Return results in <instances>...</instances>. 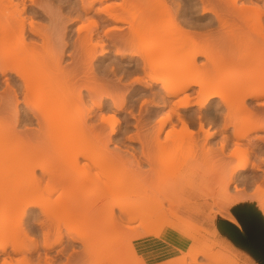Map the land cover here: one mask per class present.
I'll return each instance as SVG.
<instances>
[{
    "label": "rangeland",
    "instance_id": "374dc122",
    "mask_svg": "<svg viewBox=\"0 0 264 264\" xmlns=\"http://www.w3.org/2000/svg\"><path fill=\"white\" fill-rule=\"evenodd\" d=\"M2 1L0 2V10L2 11L4 9L5 10L3 11V14L0 11V13L4 15L2 16L0 14L1 15L0 23L3 21V23L5 24L6 23L5 21H7L9 17H10L9 19H12L13 17L12 15L16 14L15 13L16 11H14L16 10V8L14 7L15 8L14 9L11 5L8 6L7 4H1V3H4L6 0H4V2ZM168 1H169V6H170L169 9H171V10L168 9L169 10L168 16L166 13L167 9H165L166 7L163 6L162 4L161 5L163 7L161 8H160L161 5L157 6V4H160L157 0H151V2L150 0H136V1L135 0H130V1L129 0H125V1L124 0H103L102 2L95 3V8L99 7V8H102L104 11H105V8H108V5L110 7L111 4H115V5L120 4L121 6L116 5L117 7L116 9L119 8L118 10H122V12L126 10H130V11L132 10L131 14L133 15L134 13L135 18L138 21L140 20V23H143L142 24L143 26H147V25L148 26L147 28H145L146 32H145V29H144V33L140 32V33H143L142 37L137 39L138 38L137 36L136 39L134 38L135 40H133V42L131 41L129 43V45H126L127 44L126 42L120 43V41L116 42L113 39L112 40L116 43H113L112 40L111 41L107 40L106 46L109 51L104 56H101L102 46H100V45H103V43L97 44V46H94V47H97V49L94 48V50L96 49V51L94 52L95 53L94 56L96 55L95 56V68L97 67L98 68L95 70L96 73L92 72V74L94 73L93 74L94 76L93 75L92 76L95 78L94 79L96 81L95 83L99 85L98 90L101 91V93H103L101 94V98L103 96L104 104L102 108H98L97 106L95 107V105H92L94 104L92 102L96 100L98 102L100 100V99L98 100V97L100 95L96 97L97 94H100V93H97L94 96V98L95 97L97 98V99L95 98L96 100L92 101V99L89 100V98L91 97L87 98V101L89 100L88 107L91 104L92 106L91 105L90 106L92 110L90 108L88 110L86 107H84L83 105L84 103L78 104L76 102L77 104L69 105V109L66 110V116L69 119V121L68 123L66 122L67 123L65 124L66 126H63V122L67 121L68 119L64 121L62 120L63 121L62 127H59V126L61 125L60 124L61 119L65 117L64 116L65 110H64V113L60 110L62 112V115L61 113L59 115L64 116L63 118H60L61 117L60 116L59 117L60 119H58L57 118L59 116L58 114H56V116H53V117L51 115L52 119L55 118V120H52L49 117L50 122H49V119L46 120V122L47 121L48 122L44 123L45 127L43 126L45 130H47L48 128L52 126L55 127V130H57L55 131L56 132V134H54L55 136L53 135L54 129L51 131L52 139H50V141L48 139H45L46 137L41 138L40 133H39V130H41V126H39L36 123V121L32 122V121L27 120V117H26V114L28 115L29 113H32V110H34V107H37V106L39 107L41 104H44L42 103L43 101H41L39 96L36 97V95L31 94L30 103L26 105L24 102L22 101L20 102L21 105L19 107L20 111H19V118H18L16 115L14 106H6L3 103L4 101H8L7 96H9V93H11L12 90L10 91L11 88L6 84L7 83L6 77L4 74H2L0 70V99L3 98L2 101L0 100V228H1V224L2 225L6 224L4 225L6 227H4L3 230L1 229L2 232H0V241L2 240L5 241V239H8L5 241L6 243H10L12 241L11 245L6 244L8 245V247L6 246L8 249L7 248L6 249L9 250V252H11L12 254L8 257V260L11 262V264H37V263L40 264L39 263L40 261H38V258H39L38 256L40 254L42 255V256L40 255L41 262H42L44 259L42 257L45 256L47 251H49L46 248V244L47 243L54 244L52 242L56 243L57 241L59 243V240L61 237H62L61 243L59 245L58 243H56L57 245L56 246L54 245V248L49 251V255L53 256L54 259L56 258V262L54 264H81V263L83 264V261L86 264H99L100 262H103V264H112L113 262L110 263V261L111 260L114 261L117 258H119V261L117 260V264H125V262L127 263V261L129 260L128 257H131L132 253L135 254V252L138 250V249L136 250V248L140 244L141 245L144 244V246L146 245L147 247L148 246L151 247L153 244L154 248L157 251L161 247L164 248V250H166L165 255L162 256L161 258L162 259L161 263L158 262L159 264H162V263L166 264L170 260H179L184 256H186V259H187L186 262L188 264H191L193 262L191 260L192 255H194L196 251L197 252L206 251L208 255L211 256L212 254V256L220 258L222 260L220 261L223 263H220L218 261V264H234L235 261H237V263L235 262V264H263V262L254 254V252L250 248L242 245L237 240H235V238L232 236L230 231L225 227L224 222H231L229 220L228 213L233 214L235 222H231V223L237 225L240 228V230L243 232V234H245V231H243L244 228L238 220L237 210H243V209L253 210L255 213L261 215L262 218L264 219V213L261 209L262 207L261 204L264 203L262 202L264 201V177H263L264 173H262L261 171L256 172L254 171L255 169L254 170L252 169L253 163L255 162L254 164L256 165L260 161L258 159L259 157L260 159L264 158V156L262 157V155L264 154L261 153L264 151V139H263L264 130H258L259 128H257L258 126L259 127L261 126L262 128H264L263 127L264 125V96L262 98L261 97L260 98H244L245 95L242 92L249 85L244 82L245 84H242V83L241 85L236 84L237 86H239L238 88H236L237 87L236 86V87H233V90L231 89L232 87L226 90L227 91L226 93L228 95L226 94V97L224 99L228 98V100L224 101L223 98H219V97L214 98L213 99L214 101L211 100L210 103H207V105L202 107L203 110L201 106L197 104L196 101L198 100L200 93L201 95L204 93L205 89H203L202 87L200 88V86L198 85L193 86V89L190 90L191 92L190 100H192L191 103H193L194 105L191 104L192 105L191 108L187 110L183 111L179 109L178 107H175V108H178L179 110L178 109L175 110V108H173L175 105L172 106L173 104H175V100H176L175 98L174 100L172 98H169V99L165 98L166 100L165 102H163L164 100L162 99V96H164L165 94H163L164 91L160 90V87H161L160 85L162 83L161 82L155 83L154 81H152L153 77L156 78V75L157 76L164 75L163 72L161 71L162 68H159L161 69L160 70L161 74L157 73L159 69L157 72H154V70H150L151 69L150 66L152 64L148 65V69L150 68L149 69L150 72H148L147 69L145 70L142 69V67L137 71L136 62L139 61L138 58L141 59V57L139 56L142 53L144 55V51L143 52L141 51L143 48L146 49V48H149V46L156 44L155 42L157 41L159 37V35L157 36V34L159 33L161 34L163 32L165 33L166 30L167 31L170 30L171 32V30L176 26L175 18L171 15V13L172 14L175 13L176 5L171 3L172 2L171 0H168ZM189 1L190 0H187V2L186 1L185 2L188 3ZM212 1H214V5L217 4L219 6V7L215 6L216 10L218 8V10H220L218 12L224 15L227 9L223 7V6H226L224 5V2L222 4L218 2L219 0L218 1L212 0ZM227 1L230 2L231 0H227ZM25 2L27 3V6L29 8L37 9L39 11L41 10L40 11L41 13H39L38 17L36 18L37 20H35L36 22L35 24H37V26L39 25L42 28V30L44 28H45L44 30H47L50 27L47 32L50 33L51 39L54 38L53 39L54 41L49 39V36L47 35L48 40L49 41L51 40L50 41L51 44L50 42H48L47 44H43L42 41L39 39L37 47L30 46V43H31L30 40H26V42L24 41L26 44L25 45L24 42H22V40L19 37L21 35V28L19 27V29L17 28L16 30L17 31L20 30V31L17 32L14 30L12 34L13 40H14V42L12 41L13 44L18 40L17 43L14 44V46L9 45L11 46V49H14L13 47L17 46L15 48V51L12 50L13 51L12 52L13 58L11 57L12 59L9 58L10 56L2 57L4 53L6 54V52L10 50V47L6 43L7 42L6 40L5 42L4 40L0 38L1 64L3 63L5 65V63L7 62L8 64L10 63L11 65L13 59H17L19 61L14 60L15 63L19 62L22 65L21 62L24 63V61L27 58L33 57L34 63L31 64L33 71L42 70V73L44 74L47 68H49L52 71V75H54L53 70L55 72L56 70L55 68L57 67H55L56 65L51 60L54 59L53 56L55 55L57 58V52H56L57 45L59 46V43H62V42H63L62 44H64L65 42L64 40H66V42H68L69 45L65 46L64 47L65 49H63L62 46L61 48L58 47V50L60 48L61 52H62V49L64 50L63 51L64 52L63 60L65 61L64 65L72 64V66L79 67V65L82 63L80 62L79 65H76L77 63L74 62L72 54L75 52L77 55V53L80 52V54L82 53L81 55L85 56L84 52L86 51L84 50H87L85 49L86 46L88 48V44H89V47L91 48V46L97 39V37L95 36H98L97 34L100 31H101V34H103L102 31L104 32V29L111 27V25H108V24L103 25L101 23L97 14L95 13L96 12L95 8L89 11L88 13H84L83 11L84 6L82 4V0L81 1L80 0H25ZM200 2L201 1H199V5H197L198 7L196 6L193 8L191 7V5H186V6L189 8L191 7V9H189V12L192 16L197 15L201 17L200 22L202 24H208V23L210 24L211 18L214 15L207 14L206 16H203L202 9L204 8V4ZM39 3L44 4V6L46 3L47 5V7L45 8L46 11H43V8L40 7ZM206 3H208V1ZM37 4L39 5L40 8H37L38 7ZM122 5L124 7H122ZM133 5L134 7H132ZM112 6L114 5H111V8ZM207 6H209V4H207ZM210 6H212L211 3H210ZM1 7H4V9L3 8L1 9ZM7 7L9 8L11 7V9ZM151 7L153 8L151 9ZM47 8H49V11L51 12L47 11ZM160 10H162L163 12L161 11L162 12L161 13ZM165 10L166 12L164 13ZM170 11L171 13H169ZM80 14L83 16V18L78 19L77 22H75L74 24H71L70 18H72V21H73V19L79 16ZM126 14L128 13L125 12L124 16L127 18ZM29 15L30 14H27L25 16L29 17ZM101 15L105 16V13H102ZM17 16L18 15H16V17ZM130 17H128V20ZM153 20L155 22L157 21L156 23L157 24L159 23V24L158 25L155 24ZM26 21L31 22L30 18H27ZM95 21H97V23ZM130 21H132V19H130ZM133 21L135 22V20ZM148 21L150 22V24ZM215 22L217 21L215 20ZM25 23L27 24L26 27L29 28L30 24H28L27 22ZM126 23L127 25H129L128 22ZM126 23H114V24L115 25L118 24L119 26H122V28H124V30L127 31ZM138 23L139 22H137V24ZM114 24H112V26ZM231 24L229 23V25ZM253 24H254L253 27L257 29V24H256L255 19L253 21ZM210 25L211 26L206 25V27L202 28L201 31L199 30V32H202L201 39L204 42V46L202 45V43L200 45L205 47V49L200 47L205 52V56L203 55L204 57L203 56L199 57V64L201 65V67L198 68V70L200 69L199 70L200 74L202 72H203L202 74H206V76H208L207 77L208 80H211L212 78H214L213 80L219 79V78L221 79L224 77L223 78L224 81H229L228 78L232 79L233 81V79H236V77L237 78L239 77L238 75H242L243 77H246L250 75L251 72L254 71L255 68L259 67L258 58H259V61L261 60V58L264 59V56L260 54V51H262V48H264V45H262L261 49L258 48L260 49V51L257 50L258 51L257 55L259 56L257 57L256 55H254L256 54V51L254 50L256 48L253 47L254 49L252 50L253 44L249 42V38L246 36L247 35L246 33L252 34V35L254 34L253 33L254 28L251 29L252 24L250 26L251 30H249L248 28V29H242L243 31L241 29H238V27L235 26V24H234V27H231V28L226 26L227 29L226 27L223 28L224 31L223 30L219 31L222 29L219 26L220 25L219 22L213 23ZM82 26L84 27L82 31L83 37L84 35L86 36L88 35V37L92 36L93 39H95V41L92 40L93 43L85 42L84 44H82L84 42L83 41L84 39L82 40L83 42L79 39H76L78 38L77 29ZM149 26L150 27L152 26V28H149ZM153 26H155V28ZM64 27H65V30H64ZM157 28H159V30H157ZM152 29H155L156 32ZM235 29H238V30H235ZM174 32L172 31V33ZM223 32H225V34ZM240 32L245 33L246 34L245 37L247 39L245 37L242 38L240 36L242 34L239 35ZM176 33H179V34L177 35ZM185 33L175 32V36L177 38H175L174 35L170 34L172 35V38H173L172 42L179 43V45L178 43H175L177 44V46L175 45L173 46V48L172 47L171 48L172 49H175V47H178V48H176L174 52L172 50H170V52L167 51L165 55H162L163 57L159 56L158 59L159 60L164 59V61H167L168 59L171 58L172 55L174 57V55L177 53L181 54V50L183 52L187 48L188 43L191 42V39L193 42V38H195V37H192V33L191 35L188 32H187L188 34L187 33L185 34ZM237 33H238V36H240L241 38V39L239 38V41L237 38L238 36H236ZM93 34L95 35L93 36ZM59 35H62L63 37ZM15 36L17 37L15 38ZM178 37H182V38L180 39ZM84 38H87V37H84ZM236 38L238 42L236 41ZM176 39L180 40L181 43L179 41H174ZM230 39H231L232 44L230 43ZM116 40H119V39H116ZM187 40L189 41L188 43L186 42ZM87 41H89V39H87ZM182 41L183 43H186V45L182 44ZM39 42H41V44ZM225 42H226V45H225ZM243 42L245 45L246 44L249 45L250 43L251 49H249L250 46H248V49H249L248 50L246 48L247 45L245 46L244 44H242ZM235 43H237V45ZM238 43H239V46H238ZM42 44L45 46L47 45V46L44 47ZM21 45H24V46L22 47ZM123 45H125V48ZM230 45L232 47H230ZM82 46L84 48H82ZM130 47H136L137 48L136 50H140L141 48L140 52L142 53L138 55V53H136L137 51H135L136 53L135 55L134 53L135 48L134 49L132 48L133 51L132 50L129 51ZM206 47H207V50H206ZM20 48H23V49H20ZM35 48H37V50ZM236 48L237 49L241 48V49L239 51ZM33 50H36V51H33ZM121 50L122 52L124 51L126 53L125 56H122V57L120 56L122 55ZM242 50L244 51V53H246L247 51V53L249 54L248 58L249 57L250 59L253 58L252 64H250L248 67L242 68L243 66L242 58L243 57H241V55L242 56L245 55ZM251 50H252V54H250ZM150 51H153V50H150ZM238 51L241 53H239ZM61 52L58 51V53H61ZM129 52L134 53L133 55L134 58L132 57L133 53L130 55L128 54ZM206 53L209 54L208 57L212 60H209L206 58ZM247 53L245 56H247ZM262 53L264 52L262 51ZM10 54L11 53H9L8 55ZM79 55H77L78 58H80L78 60L83 61L81 59L82 56L80 55L81 57H79ZM212 55H215V56L218 55L217 57H215V58H218V60L219 58L220 60L225 59V60H222V62L224 61L222 63L223 65L221 64L222 66L216 70L217 72L215 71V68L211 66V65H214ZM154 56L156 55L154 54ZM150 58L152 57L150 56ZM20 59H23V60H21L20 62ZM142 59L145 60L144 57H142ZM144 60H140V62L143 63ZM28 61L30 60L28 59ZM28 61L26 60L25 63ZM158 61L156 60L155 65L153 66L156 67L157 66L156 62ZM236 61L238 62L236 63ZM253 61L254 62L257 61L258 64L253 63ZM209 62L210 63L212 62V63L210 64ZM30 63L28 64L26 63V64L30 65ZM20 64H17L18 65L17 68L23 69V67H21ZM24 64L22 66L28 67L26 64L25 65ZM4 65L2 67H4ZM207 68L208 69L211 68L212 70H214L213 71L214 73L211 72L212 71L211 69L209 71ZM238 68L241 72L238 70ZM250 68H253V69H250ZM30 69L27 68L25 71L30 70ZM206 69L208 72L206 71ZM50 70H47V72L49 73ZM51 71H50V74H51ZM36 73L38 72L36 71ZM194 73L192 74L194 75ZM239 73H242V74H239ZM8 74L7 75L9 77V76L14 75V72L12 71L11 73L9 71ZM38 74L40 76V73ZM200 74L197 72L194 77L197 76L201 78L202 75ZM206 76L204 75V79ZM217 76H219V78ZM75 80L77 79L71 80V82ZM213 80L211 81L213 82ZM71 82H68L69 85L67 84L64 85L62 83H60L61 85L59 84L57 85L54 83L55 84L54 86V84L53 85L51 84L52 86L50 87H52V89L51 88L47 89L46 87L47 93L51 94L52 97L54 96L53 98H51V102L53 101L52 102L53 104L55 103L53 99H55V101L58 99V101L55 104L59 105V104H62V101L60 100L65 99L69 101L72 95H74V93L79 94L77 92H83L87 95V91L85 89L87 85L83 86L82 88V85H83L82 83H84L83 81L78 80V81H75L76 83L75 82L71 83ZM44 83H45V80H44ZM64 83H66V81ZM101 87H102V90H101ZM210 87L211 89L213 88L212 86ZM200 89L203 91V93ZM37 91H40V90H37ZM209 91H210V88H209ZM44 92H43V95H44ZM239 92H240V96L238 97L239 98L241 96L243 97L244 99L243 101L246 102L245 105H241L242 104L241 98H240L241 99L240 101V99L238 100V97H235L239 95L238 94ZM160 94H161V97H160ZM20 96L22 97L23 95L21 94ZM44 97L46 96L44 95ZM115 99L118 104L123 105L121 109L116 108L117 107L116 103L115 102L113 103ZM170 99H172V102L174 101V103H172ZM44 101L46 102L47 100H44ZM223 101L225 104L223 103ZM242 106H245V108L243 107L242 109ZM246 108L249 110L248 111L245 110ZM172 109H174V111H172ZM86 110L94 112L92 113L91 117L89 118L87 117L88 112L86 113ZM177 110L181 114L184 113L183 117L185 116L184 118H187V123L189 127H186V125L184 126L185 122L180 120V117H179L180 115H178ZM200 110L202 111L203 114L198 112ZM53 111H56V107H55V110ZM170 111L172 112L170 113ZM174 112L175 114H177V116H175ZM251 113L254 114V117H253V114ZM197 114L198 115L201 114L199 115V118ZM202 115L203 116L205 115V117L201 119L202 121L205 119V121L203 122L198 120L202 118L200 117ZM177 117H178V120H177ZM183 117L181 119H184ZM250 117L252 118V120L255 118L254 122L257 121L256 122L257 127L255 128V130L251 131L250 134L246 136L249 138H245V137L240 138V137L235 136L236 138H238V139H235L234 134H233V130H235L233 128L235 127H233V125H238L240 127L244 123L246 124L248 120L251 121ZM103 118L104 119L106 118L105 121L106 120L107 121L106 122L102 121ZM114 118L117 121H115ZM56 119L60 121L58 120L56 121ZM83 119L89 121L90 124L87 122H86L87 124L86 123L83 124L81 122V121H84ZM199 122L204 124L203 127L206 128L205 131L203 129H200L199 126H201V124H199ZM91 123L92 124L94 123L93 125L98 127L95 131L92 130L96 128L95 126H94L95 128L91 129V127H93L91 126L92 125ZM230 123H231V126H229ZM224 124L229 126L230 128L228 127L227 129H225ZM84 125L87 127L90 125L91 126L90 128H87V127L86 128L88 130L91 129L93 132H90L89 130V132L87 131L88 133L87 134L85 131L86 128H84ZM160 125L164 126L163 129H161V131L158 129L160 128L159 127ZM238 126H236L237 129L239 128ZM114 127H115V132L112 133L113 132L112 130ZM60 128H62L63 130H66V134L64 133L65 135L60 133ZM157 129L160 131L159 132L160 134L158 133ZM16 131L19 133H17ZM99 131H100V136L98 137ZM104 131H105V134H104ZM62 132H65V131H62ZM211 132L215 134L213 137L207 140L208 142L207 146H208V149L211 148L212 150L205 151L203 148V144L206 142L207 134ZM14 133L15 134L17 133V135L14 136L15 135ZM109 134L111 135V140H110ZM155 134L160 135L161 138ZM105 135L109 136V139L108 137L106 138ZM155 136L156 138H154ZM226 136L229 137L227 138L228 144L226 143L227 147L223 150L222 141L223 139H225L224 137ZM97 137L101 139H98ZM253 137H255L256 139ZM257 137L263 140L260 139L261 140L260 141ZM142 138H143L144 143L142 142ZM159 138L162 141V143L164 141L163 144H165L166 146H162L163 144H161ZM105 140H108V143ZM100 142H102L103 145L106 142L108 145V148L106 145H104L105 146L104 147ZM256 142L257 144L259 143V145H257ZM140 143L141 144L143 143L142 144L143 146ZM253 144L255 147L253 146ZM259 146L263 148L262 151L260 148H258ZM159 147L164 149L163 153L161 152V149H159ZM164 147H166L167 149ZM143 150L144 151L146 150L145 153L148 151L147 154H149V156H147L148 157L147 159H149V162L148 160H146V157H144L145 153ZM17 152L20 155L27 154L26 156H29V159L35 162V165L37 164L35 166V168L37 167V169L34 174H32L30 170L29 172L28 169L26 171L24 170L25 172H27V174L22 171L23 168L20 169V164L25 161V160L22 161V159H24L25 157L24 158L20 157L21 159H20V164H19L18 162L19 160H15L16 156L18 155ZM232 152L233 154L236 152V156L234 158H231L232 154L230 155V153ZM243 156H245V158L249 156L248 158L251 159L249 162L251 161L253 162V163L251 162L252 165L250 163L251 168L249 167L250 168V169L248 168L249 170L247 169L246 171L242 172L243 174L242 173L238 174L239 178L236 177L237 179L235 178L234 182L228 183L227 177H228V174L231 168L235 166L238 162L243 161L244 160ZM101 157H102V160H104V158L106 160L100 161L101 163L99 162V165L97 166V162L101 159ZM224 158H226L227 161L230 160V162L229 161L225 162L226 159ZM240 158L241 159L243 158V159L240 160ZM170 160L172 162L174 160L176 161L170 164L171 166L169 169H166L164 167L165 165L164 162L166 163L167 161H170ZM158 161L160 162L162 161L164 165L162 164V162L161 164L158 163ZM256 161L258 162L256 163ZM261 162L258 164H261ZM102 163L104 166L101 165ZM42 165L47 166L46 167L48 168L46 169L47 172L45 171L44 173L43 170H40L41 168L39 166L42 167ZM49 169L51 170L52 174L50 173ZM68 177L73 178V180H70V178ZM112 177H115L117 180L121 181V183L123 181V183L121 184L122 187H119V185L118 187L113 186L112 184L114 183H111V181H113L111 180ZM259 177H260V180H259ZM65 178H66V181L68 178V182L66 183H64ZM74 180L75 181L77 180L78 182L77 181L73 182ZM60 182H61V185H60ZM117 183H120V182H117ZM144 188L147 190H145ZM143 190H145L146 192L149 191V193L151 191L153 194L152 195L150 193V195L152 196L151 197L149 196L148 193L144 191V195L149 196V198L145 197L148 203L152 202L153 204H164V207L166 208L164 213L166 215L155 220L151 224V226H148V227L146 226L147 228L146 227L139 228L138 226L140 225L139 224L140 221L138 222V220H136L137 222L133 221V223H131L132 221H129L127 217H124L127 220V221L125 220V223L127 224L130 222L132 225L130 229L127 228V230L130 231L128 232L127 230H125V228L129 227L130 224L129 226H126V224H123V226L125 225V227L122 226V223L124 220L121 221V217L119 216V214L121 213L120 212L121 209L119 208L125 205L126 202L129 203L130 201L131 202L134 201L135 203H138V202L140 203L144 199ZM61 191H64L66 195H60ZM19 195L21 197L23 195L26 197H24V199L22 197V199L20 200L19 198L21 197H19ZM60 197H61V200L59 201L61 202L59 203H61L62 205L54 207L55 202L56 201L58 202L57 199H60ZM102 197L104 199H102ZM100 198L102 199V202L103 200L104 202H106L107 206L114 205V204H117V205L122 204V205L119 208L116 205L114 206L115 209L113 210L116 211V212L114 211L115 213L114 214L113 211L109 209L110 207L109 208L107 207L108 209L105 208L104 203L102 206V202L100 201L101 200ZM92 199L94 200L98 199L97 201H99L100 203L94 202ZM32 200H34L35 203L38 202V204L36 203L37 205L35 206L34 204L30 203L33 206L32 208L29 205L26 206L25 213L27 214L23 215V213H21L23 217L24 216L25 217L24 219H22L23 223L21 222V225L19 226V224H16V223H19L21 220L19 221V217L15 218L17 216L16 214L19 215V213L22 210H24L23 209L25 207L24 205L26 203H29V201L32 202ZM77 200L78 202L79 200H89V201L92 200V202H94V205L96 206L98 205V207H100L101 209H98V207L93 206V204H92L93 207H91V209L94 212L97 210V212H95L97 213V217H96V214L90 215V213L93 212L92 210H89V211L87 210L88 213L90 212L89 214L87 213V211H85V213L88 214V217H86L87 216L86 214H84V216L82 214H78V212L75 211L76 208H74L76 205H73V202L77 203L76 202ZM68 202H70V205ZM66 204H68L69 206ZM81 204H83V202ZM87 204L89 205V203ZM147 205L150 206L149 204ZM72 206L74 207L72 208ZM27 207L29 208V210H27L28 209ZM42 207L46 210L48 208V212H46V210H43ZM44 211L46 213H44ZM14 214L16 216H14ZM81 215L83 218L81 217ZM12 216H14L15 220L17 219V221L19 222H15ZM8 219L10 221H8ZM7 221L8 223L10 222V224L8 225V228H7ZM134 225L137 226V229L139 228L138 229L139 231L136 229V227H134ZM20 228H22L25 231H23ZM132 230H136V232L137 231L138 232L135 233ZM77 231L78 232L80 231V233L82 232L83 234L82 233L81 234L86 236L85 243L87 242V245H83V243L79 241L81 239L78 238V236L76 235ZM123 232L127 233V236H128V233H130L129 236L130 235L132 236L130 238L129 236L128 237L126 236L127 237L126 238L125 237L126 234ZM80 233L78 235L79 237H82ZM6 234L8 235L5 237ZM81 241H83V238ZM167 244H170L173 247H167ZM15 245L22 246L23 251L19 250L20 251L19 253L18 251L17 252L14 251L13 247H15ZM0 249H2V246ZM83 249H86L87 251L89 250V252L84 254L85 251ZM59 250L60 251L64 250L65 252L61 251L60 253ZM1 251L2 250H0V253ZM69 254H72V255L74 254V257H70V259H68L67 257L71 256ZM0 256H1V259H3L4 256L2 253L0 254ZM122 258L125 260L127 258V261H125L124 263H122L123 261L120 262ZM206 258L207 256L200 255L198 264L201 262L202 264L203 262L206 263V260H207ZM35 261H38V262L36 263ZM114 262L116 263V261ZM215 263L217 264V261L210 263V264H215ZM41 264H46V262L43 261Z\"/></svg>",
    "mask_w": 264,
    "mask_h": 264
},
{
    "label": "bare ground",
    "instance_id": "6f19581e",
    "mask_svg": "<svg viewBox=\"0 0 264 264\" xmlns=\"http://www.w3.org/2000/svg\"><path fill=\"white\" fill-rule=\"evenodd\" d=\"M2 0H0V2H1ZM81 1V0H80ZM103 0H82V4H83V11H84V13H88L89 11H91L92 9H94L95 8V3L96 2H102ZM125 1V0H124ZM130 1V0H129ZM136 1V0H135ZM160 4H157V6L158 5H163V6H165L164 8L165 9H167V12H166V10L164 11V13L166 12L167 13V16H168V11L169 10H171V9H169V1L168 0H157ZM172 2L171 3H173L174 5H176L175 7H176V11H175V13L174 14H172L171 13V11L169 12V13H171V15L175 18V24H176V26L171 30V32H170V30H166L165 31V33L163 32V33H159V31H158V33L159 34H157V36L159 35V37H158V39H157V41L155 42L156 44L154 45H152V46H149V48H150V50H153V51H150L149 50V48H146V49H142L141 50V48H140V50L143 52L144 51V55H143V53L142 52H140V50H136L137 48L136 47H130V50L129 51H131L132 50V48L134 49V53H135V51H137L136 53H138V55H140L141 53V55L139 56V57H141V59H139L138 58V60L139 61H137L136 62V70L138 71L141 67H142V69H147L148 70V72H150V70H154V72H157L158 71V69L159 68H162V70L161 69H159V71L157 72V73H159V74H161L160 73V70L163 72V76H161V75H156V78L155 77H153V80L152 81H154L155 83H157V82H161L162 84L160 85L161 87H160V90H162V91H164V93L163 94H165L164 96H162V99L164 100H162L163 102H165V100L168 98H172L173 100H174V98L176 99L175 100V104H173L172 106H174L173 108H175V107H178L179 109H181V110H187V109H189V108H191V106L192 105H194L193 103H191L192 102V100H190V98H191V92H190V90L191 89H193V86H196V85H198V86H200V88L202 87L203 89H205V91H204V93H203V91H202V95H201V93H200V96H199V98H198V100L196 101L197 102V104L198 105H200L201 106V108L203 107V106H205V105H207V103H210L211 102V100H213L214 98H217V97H219V98H225L226 97V90L227 89H230L231 87V89L233 90V87H236L237 85H241V83L242 84H245V83H247V84H249L244 90H243V94L245 95H243L244 96V98H262L263 96H264V79H263V77H264V59H262L261 58V63H260V61H259V58H258V63H257V61H253V63H257L258 65H259V67H257V68H255L254 69V71H252L251 72V74L250 75H248V76H246V77H243L242 75H238L239 77L237 78L236 77V79H233V81H232V79H229L228 78V80L229 81H224V77L223 78H219V76H217L219 79H215V80H213L214 78H212L211 80H213V82L211 81V80H208L207 79V77L208 76H206V74H200V69L198 70V68H200L201 67V65L199 64V57H201V56H205V52H204V50L203 49H205V47H203L204 46V42L202 41V39H201V35H202V32H199V30L201 31V29L202 28H204V27H206V25L208 26H211L210 24H213V23H218L219 22V26L222 28H220L221 30H219V31H222L223 30V28H225L226 26L227 27H234V24H235V26H237L238 27V29H248L249 28V30H251V29H253L254 27V24H253V21H254V19L256 20V24H257V29H255L254 28V34L252 35V34H248V33H239V35L240 34H242V35H240L242 38L243 37H245V35L249 38V42L251 43V44H253L252 45V50L254 49V48H256V49H254L255 51H256V54H254V55H256L257 57L259 56V55H257V53H258V51H260V49H261V47H262V45H264V0H231L230 2L229 1H227V0H225V1H218V0H216V1H218V2H220V3H222L223 4V2H224V5H226V6H223V7H225V9H226V13L225 14H227V12H228V14L227 15H222V13L220 14L218 11H220V10H218V8H217V10H216V8H215V6H217V7H219L216 3V5H214V1H212V0H190L188 3H186L187 2V0H171ZM186 1V2H185ZM199 1H201L203 4H204V8L202 9L203 10V12H202V15L203 16H206L207 14H211V15H214V16H212V18H211V21H210V24L208 23V24H202L200 21H201V17H199V16H192L191 14H190V12H189V9H191V7H196L197 5H199ZM208 1V3H206ZM215 1V2H216ZM2 2H4V0L2 1ZM6 2V3H5ZM4 3H1V4H7L8 6L9 5H11L13 8L15 7L16 8V10H14V11H16L15 13L16 14H14V15H12L11 17H12V19H7V21H5L6 23L4 24L3 23V21L0 23V38L2 39V40H6L5 42L8 44V46L9 45H11V46H14V44H16L17 43V41L13 44V42H14V40H13V31L15 30V31H17L16 29L18 28L19 29V27L21 28V35L19 36V34H18V36L20 37V39L22 40V42H26V40H30L31 41V43H30V46H32V47H37L38 45V40L40 39L41 41H42V43L43 44H47L48 42H50L51 40H53V39H51V35H50V33H48L47 31L49 30V28L47 29V30H42V28L38 25L37 26V24H35L36 22H35V20H37L36 18L38 17V15H39V13H41L39 10H37V9H33V8H29L28 6H27V3L25 2V0H6ZM150 2H151V0H150ZM200 2V3H201ZM37 3V2H36ZM44 3V2H43ZM48 3V2H47ZM123 3V2H122ZM121 3V4H122ZM136 3V2H135ZM134 3V4H135ZM206 3V4H205ZM210 3H211V5L212 6H210ZM207 4H209V6H207ZM38 5V4H37ZM39 5H40V7L41 8H43V11H46V7H47V5H46V3H45V6H44V4H40L39 3ZM39 5H38V7L37 8H40L39 7ZM49 5V4H48ZM111 5H114L115 6V8H114V6H112V8H111ZM110 5V7H109V5H108V8H105V11L102 9V8H95V10H96V14H97V16H98V18H99V20L101 21V23L103 24V25H111V27L110 28H107V29H104V32L102 31V33L103 34H101V31L97 34L98 36H95V37H97V39H96V41H95V39H93V37L92 36H90V37H88V35L86 36V35H84V37H87V38H84L83 37V29H84V27L82 26V27H79L78 29H77V32H78V35H77V37L78 38H76V39H79V40H83L82 42V44H84L85 42H87V43H93L92 42V40H94L95 42V45H94V43H93V45L91 46V48L89 47V44H88V48H89V50H88V48H87V46H86V48L85 49H87L88 50V52H87V50H84V51H86V52H84V54H85V56H83V55H81L80 54V52L79 53H77V55H81L82 56V60L83 61H85V62H83V61H80V60H78V59H80V58H78V56L76 55V53L74 52L73 54H72V57H73V59H74V62L75 63H77L76 65H79L80 64V62L82 63V64H80L79 65V67L78 66H72V64H70V65H68V64H66V65H64V60H63V55H64V50L63 49H65L64 47L65 46H67V45H69L68 44V42H66V40H64L65 42H64V44H62V43H59V46L57 45V58H56V55L55 56H53L54 57V59H52L51 61L56 65L55 67H57V68H55L56 70H55V72H54V70H53V74L54 75H52V71L49 69V68H47V70H50L51 71V74H50V71H49V73L47 72V70H46V72L43 74L42 73V70L41 71H39V70H36L38 73H40V76H39V74L38 73H36V71L34 70H32V63H34V61H33V57H29V55H28V57L29 58H27L26 60L28 61V59L31 61V63H30V61H28V62H26L27 64L28 63H30V65H27L26 63H25V61H24V63L28 66V67H24V66H22L24 63L23 62H21V60H23V59H20V62L22 63V65L18 62H16L15 63V61L17 60V59H13V61H12V64L10 65V63L8 64L7 62L5 63V65H4V67H2L3 65L1 64V61H0V70H1V72H2V74H4L5 75V77H6V84L11 88L10 89V91H11V93H9V96H7V100L8 101H4L3 103H4V105H6V106H14V108H15V111H16V115H17V117L19 118V107H20V105H21V101L22 102H24L26 105L28 104V103H30L31 101H30V97H31V94H34V95H36V97L37 96H39V98L41 99V101H43L42 103H44V104H41L39 107L37 106V107H34V110H32V113H29L28 115L26 114V117H27V120H29V121H32V122H35L36 121V123L39 125V126H41V130H39V133H40V136H41V138L42 137H46L45 139H48L49 141H50V139H52V136H51V134H52V130L54 129V131H53V135L54 134H56V132L55 131H57V130H55V127H50V128H48L47 130H45L44 129V123L46 122V120H48L49 119V117L52 119V117L53 116H56V114H60L61 113V115H62V112L64 113V110H65V117L64 116H61V115H59L57 118L58 119H60V118H63V119H61V122H60V126L59 127H62V122L64 121V120H67L68 118H67V116H66V110L67 109H69V105H71V104H79V103H84L83 105H84V107H86L88 110H89V108L92 110V108H91V106L92 105H95V107L97 106L98 108H102V106H103V104H104V100H103V96H102V98H101V94H103V93H101V91H99L98 90V86L99 85H97L95 82V78L93 77L94 75V73L92 74V72H95V70L98 68H95V56H94V52L96 51V49H97V47H94V46H97V44H102L103 43V45H100V46H102V52H101V56H104L109 50H108V48H107V40H114V41H116V42H118V41H120V43L122 42V43H127L126 45H129V43L132 41L133 42V40H135L136 39V37L138 36V38L137 39H139V38H141L142 37V34L144 33V29L145 28H147V26H143L142 24L143 23H140V20L138 21L136 18H135V16H134V13H133V15L131 14L132 12V10L130 11V10H126V11H123L122 12V10H118V9H116L117 7H116V5H120V4H111ZM129 5V4H128ZM160 6V8L161 7H163V6ZM186 5H191V7L189 8V7H187ZM206 5V6H205ZM6 6V5H5ZM121 6V5H120ZM156 6V7H157ZM172 6V5H171ZM34 7V6H33ZM122 7H124L123 5H122ZM132 7H134V5L132 6ZM198 7V6H197ZM4 9V7H1V9ZM7 8H9V7H7ZM14 8V9H15ZM130 8H131V6H130ZM153 7H151V9H152ZM163 8V9H164ZM9 9H11V7L9 8ZM98 9H100V10H98ZM162 9V10H163ZM169 9V10H168ZM5 10V9H4ZM3 10V11H4ZM159 10V9H158ZM162 10H160V12L162 11ZM222 10V9H221ZM224 10V9H223ZM1 12H2V14H3V11L2 10H0ZM7 11H8V9H7ZM6 11V12H7ZM47 11H49V8H47ZM49 12H51V11H49ZM105 13V16H103V15H101L102 13ZM125 12H127L128 14H126V16H127V18L124 16V14H125ZM130 12V13H129ZM157 12V11H156ZM163 12V11H162ZM161 12V13H162ZM222 12V11H221ZM224 12V11H223ZM8 13H9V11H8ZM18 13V14H17ZM45 13V12H44ZM124 13V14H123ZM1 14V13H0ZM1 14V15H2ZM7 14V13H6ZM5 14V15H6ZM27 14H30L29 15V17H26L25 15H27ZM47 14H48V12H47ZM78 14H79V12H78ZM95 14V15H96ZM0 15V16H1ZM16 15H18L17 17H16ZM85 15V14H84ZM130 15H131V17H133V18H131L130 17ZM170 15V14H169ZM2 16H4V15H2ZM96 16V17H97ZM153 16H154V14H153ZM128 17H130L129 18V20H128ZM14 18V19H13ZM17 18V19H16ZM27 18H30V20H31V22H28V21H26V19ZM83 18V16L80 14L79 16H77L76 18H74L73 19V21H72V18H70V21H71V24H74L75 22H77V20L78 19H82ZM126 18V19H125ZM138 18V17H137ZM161 18V17H160ZM95 19V18H94ZM130 19H132V21H130ZM12 20V21H11ZM15 22H14V21ZM133 20H135V22L133 21ZM137 20V21H136ZM142 20V19H141ZM144 20V19H143ZM147 20V19H146ZM145 20V21H146ZM160 20V19H159ZM215 20L217 21V22H215ZM8 21H10V22H8ZM52 21V20H51ZM154 21V20H153ZM25 22H27L28 24H30L29 26V28H27L26 26H27V24L25 23ZM38 22V21H37ZM96 23H97V21H95ZM126 22H128V24L129 25H127V23ZM137 22H139L138 24H137ZM142 22V21H141ZM147 22V21H146ZM149 22V21H148ZM155 22V21H154ZM157 22V21H156ZM155 22V24H157ZM209 22V21H208ZM231 22H232V24H231ZM252 22V23H251ZM17 23V24H16ZM114 23H126V25H127V31L126 30H124V28H122V26H119L118 24H114ZM153 23V22H152ZM165 23V22H164ZM167 23V22H166ZM229 23L231 24V25H229ZM26 24V25H25ZM112 24H114L113 26H112ZM146 24H148V23H146ZM149 24H150V22H149ZM159 24V23H158ZM157 24V25H158ZM160 24H162V23H160ZM229 26H228V25ZM251 24H252V26H251ZM17 25H18V27H17ZM152 25H154V24H152ZM174 25V24H173ZM96 26V25H95ZM124 26V25H123ZM213 26V25H212ZM252 28H251V27ZM40 27V28H39ZM109 27V26H108ZM143 27V28H142ZM154 28H155V26H153ZM157 27V26H156ZM160 27V26H159ZM227 27H226V29H227ZM236 27V28H237ZM143 30H142V29ZM149 28H152V26L150 27L149 26ZM166 28V27H165ZM208 28V27H207ZM210 28V27H209ZM251 28V29H250ZM96 29V28H95ZM171 29V28H170ZM226 29H225V31H226ZM234 29V28H233ZM238 29H235V30H238ZM51 30V29H50ZM64 30H65V27H64ZM99 30V29H98ZM152 30H154L155 32H156V30L155 29H152ZM157 30H159V28H157ZM229 30V29H228ZM18 31H20V30H18ZM17 31V32H18ZM97 31V30H96ZM172 31L174 32H181V33H189L190 35H191V33H192V37H195V38H193V42H192V39H191V42H189L188 40L186 41L187 43H188V45H187V48L182 52V50H181V54L179 53H177V54H175L174 55V57H173V55L171 56V58L170 59H168L167 61H164V59L162 60L161 58V60H159L158 58H159V56L161 57L162 55H165L166 53H167V51H169L170 52V50H172L173 52H174V50L176 49V48H178V47H175V49H172L173 48V46H177V44H175V43H178V42H172L173 40V38H172V35H174L175 36V32L174 33H172ZM224 31V30H223ZM231 31V30H230ZM230 31H229V33H230ZM240 31V30H239ZM239 31H237V32H239ZM243 31V30H242ZM45 32V33H44ZM140 32H143V33H140ZM145 32H146V29H145ZM149 32H150V30H149ZM152 32V31H151ZM170 32V33H169ZM228 32V31H227ZM234 32V31H233ZM244 32H245V30H244ZM52 33V32H51ZM92 33V32H91ZM185 33V34H186ZM187 33V34H188ZM224 34H225V32H223ZM222 33V34H223ZM250 33V32H249ZM64 34V33H63ZM141 34V35H140ZM170 34H172V35H170ZM177 35L179 34V33H176ZM218 34V33H217ZM223 34V35H224ZM227 34V33H226ZM236 34V33H235ZM47 35L49 36V39H51L50 41L48 40V37H47ZM92 35V34H91ZM95 34H93V36H94ZM140 35V36H139ZM189 35V36H190ZM194 35V36H193ZM230 35V34H229ZM249 35V36H248ZM250 35H251V37H250ZM59 36H62V35H59ZM143 36H145V35H143ZM157 36H156V38H157ZM218 36V35H217ZM222 36V35H221ZM236 36H238V33H237V35ZM240 36H238L237 38H238V41H239V38H240ZM11 37V38H10ZM17 36H15V38H16ZM63 37V36H62ZM211 37H213V36H211ZM38 38V39H37ZM61 38V37H60ZM59 38V39H60ZM135 38V39H134ZM171 38V39H170ZM175 38H177L176 36H175ZM178 38H182V37H178ZM183 38H184V36H183ZM216 38V37H215ZM214 38V39H215ZM237 38H236V41H237ZM246 38V37H245ZM87 39H89V41H87ZM116 39H119V40H116ZM201 39V40H200ZM226 39H227V37H226ZM241 39V38H240ZM247 39V38H246ZM246 39H245V41H246ZM63 40V39H62ZM78 40V41H79ZM112 40V42L113 43H116V42H114ZM204 40V39H203ZM221 40H222V38H221ZM225 40V39H224ZM229 40V39H228ZM244 40V39H243ZM13 41V42H12ZM54 41V40H53ZM58 41V40H57ZM60 41V40H59ZM71 41V40H70ZM81 41H80V43H81ZM91 41V42H90ZM174 41H179L180 42V40H178V39H176V40H174ZM200 41V42H199ZM227 41V40H226ZM237 41V42H238ZM244 41V42H245ZM4 42V43H5ZM12 42V43H11ZM25 42H24V44H25ZM97 42V43H96ZM216 42V41H215ZM222 42V41H221ZM235 42V41H234ZM240 42H241V40H240ZM239 42V43H240ZM244 42L242 43V44H244ZM11 43V44H10ZM40 44H41V42H39ZM55 43V42H54ZM77 43V42H76ZM79 43V42H78ZM79 43V44H80ZM87 43H86V45H87ZM106 43V44H105ZM135 43V42H134ZM174 43V44H173ZM181 43V42H180ZM202 43V45L203 46H201L200 44ZM230 43H231V39H230ZM239 43H238V46H239ZM246 43H247V41H246ZM250 43H249V45L248 44H246L247 45V49H248V46H250ZM23 44V43H22ZM42 44V45H43ZM50 44H51V42H50ZM81 44V45H82ZM173 44V45H172ZM182 44H185L186 45V43H183V41H182ZM181 44V45H182ZM232 44V43H231ZM234 44V43H233ZM236 45H237V43H235ZM241 44V45H242ZM26 45V44H25ZM49 45V44H48ZM71 45V44H70ZM75 45H77V44H75ZM132 45H133V43H132ZM178 45H179V43H178ZM225 45H226V42H225ZM245 45V44H244ZM245 45V46H246ZM11 46H9L10 47V50H8L9 51V53H11L10 55H8L9 53H8V51L6 52V54L4 53V55L2 56V57H9L10 59H12L13 58V54H12V52L13 51H15V48L17 47L16 45V47H13L14 49H11ZM22 47L24 46V45H21ZM20 46V47H21ZM41 46V45H40ZM44 47H46L45 45H43ZM42 46V47H43ZM61 46L63 47V49H62V52L60 51V48H61ZM99 46V45H98ZM124 46V48H125V45H123ZM183 46V45H182ZM210 46V45H209ZM238 46H237V48H238ZM243 46V45H242ZM58 47H60L59 48V50H58ZM127 47V46H126ZM153 47V48H152ZM172 47V48H171ZM203 48V49H201V48ZM230 47H232L231 45H230ZM233 47H234V45H233ZM236 47V46H235ZM254 47V48H253ZM82 48H84L83 46H82ZM94 48H96L95 50H94ZM181 48V47H180ZM216 48V47H215ZM223 48V47H222ZM236 48V49H237ZM243 48V47H242ZM258 48H260V49H258ZM20 49H23V48H20ZM36 50H37V48H35ZM138 49H139V47H138ZM220 49V48H219ZM227 49V48H226ZM241 49V48H240ZM240 49H237V50H239L240 51ZM244 49V48H243ZM249 49H251V46H250V48ZM248 49V50H249ZM264 48H262V51L264 52V50H263ZM13 50V51H12ZM28 50V49H27ZM30 50V49H29ZM36 50H33V51H36ZM178 50V49H177ZM206 50H207V47H206ZM222 50V49H221ZM252 50H251V53L250 54H252ZM258 50V51H257ZM32 51V50H31ZM58 51L59 52H61V53H58ZM77 51V50H76ZM126 51V50H125ZM133 51V50H132ZM140 53H139V52ZM147 51H149V52H147ZM166 51V52H165ZM208 51H210V50H208ZM208 51H206V52H208ZM238 51V52H239ZM243 51V50H242ZM246 51V50H245ZM262 51H260V54H262V56H264L263 54L264 53H262ZM121 52H122V50H121ZM180 52V51H179ZM17 53H19V52H17ZM25 53V52H24ZM133 52H129L128 54H132ZM134 53L132 54V57H133V55H134ZM136 53H135V55H136ZM212 53H214V52H212ZM225 53V52H224ZM239 53H241V52H239ZM243 53H244V51H243ZM246 53H247V51H246ZM246 53H244L245 55H246ZM253 53H254V51H253ZM97 54V53H96ZM122 55H120L121 57L122 56H125L126 55V53L123 51L122 53H121ZM124 54V55H123ZM150 54H152V55H150ZM154 54L157 56H154ZM161 54V55H160ZM171 54V53H170ZM174 54V53H173ZM12 55V56H11ZM79 55V57H81ZM119 55V54H118ZM137 55V56H138ZM208 55L209 54H207L206 53V58L207 59H209V60H212V59H210L209 57H208ZM224 55V54H223ZM237 55V54H236ZM235 55V56H236ZM241 55V54H240ZM245 55H241V57H243L242 59V63H243V66H242V68L243 67H248L250 64H252V60H253V58L252 59H250V57L248 58V53H247V56H245ZM32 56V55H31ZM146 56V57H145ZM148 56V57H147ZM150 56L153 58V60H152V58H150ZM203 56V57H204ZM218 55H212V58H213V63H214V65H211V66H213L214 68H215V71L217 70V69H219L223 64V62H222V60H225V59H222V60H220V58H219V60H218V58H215V57H217ZM255 56V57H256ZM12 57V58H11ZM86 57V58H85ZM131 57V56H130ZM142 57H144L145 58V60L144 59H142ZM163 57V56H162ZM211 57V56H210ZM238 57V56H237ZM15 58V57H14ZM35 58V57H34ZM134 58V57H133ZM233 58V57H232ZM2 59V58H1ZM5 59V58H4ZM136 59V58H135ZM150 59V60H149ZM216 59V60H215ZM238 59V58H237ZM54 60V61H53ZM140 60H144L143 61V63H141L140 62ZM157 60H159L158 62H156V67H158V68H156L155 66H153V65H155V61ZM166 60V59H165ZM208 60V61H209ZM17 61H19V60H17ZM154 62V63H153ZM163 62V63H162ZM235 62V61H234ZM238 61H236V63H237ZM203 63V62H202ZM208 63V62H207ZM210 63V62H209ZM212 63V62H211ZM210 63V64H211ZM6 64H7V66H6ZM15 64V65H14ZM17 64H20L21 65V67H23V69H20V68H17L18 67V65ZM24 64V65H25ZM52 64V63H51ZM152 64V65H151ZM222 64V65H221ZM8 65H9V67H8ZM148 65H151L150 66V70L148 69ZM207 65V64H206ZM242 65V64H241ZM6 66V67H5ZM31 66V67H30ZM210 66V67H211ZM11 67V68H10ZM13 67V68H12ZM153 67H154V69H153ZM203 67V66H202ZM205 67V66H204ZM212 67V68H213ZM239 67V66H238ZM24 68H28V69H30V70H27V71H25L26 69H24ZM43 68V67H42ZM206 68V67H205ZM208 68H209V66H208ZM207 68V69H208ZM203 69V68H202ZM207 69H206V71H207ZM211 69V68H210ZM210 69H208L209 71H210ZM250 69H253V68H250ZM136 70H134V71H136ZM146 70V71H147ZM156 70V71H155ZM212 70V69H211ZM238 70H239V68H238ZM245 70V69H244ZM244 70H243V72H244ZM11 72L12 73V71L14 72V75H12V76H9L8 77V72ZM28 71H30L31 72V74H30V72H28ZM45 71V70H44ZM43 71V72H44ZM214 70H212L211 72H213ZM240 71V70H239ZM246 71H247V69H246ZM249 71V70H248ZM33 72V73H32ZM151 72H153V71H151ZM195 72V73H194ZM199 73L200 75H202L201 76V78L200 77H197L198 76V74H197V76L196 77H194L195 76V74L196 73ZM208 72V71H207ZM206 72V73H207ZM210 72V73H211ZM217 72V71H216ZM241 72V71H240ZM250 72V71H249ZM96 73V72H95ZM192 73H194V75L192 74ZM209 73V74H210ZM214 73V72H213ZM8 74V75H7ZM182 74V75H181ZM184 74V75H183ZM208 74V75H209ZM239 74H242V73H239ZM93 75V76H92ZM204 75L206 76L205 77V79H204ZM58 77V78H57ZM159 77V78H158ZM193 77V78H192ZM38 81H37V80ZM74 79H77V80H75V81H78V80H80V81H83L84 83H82L81 85H82V88H83V86H85V85H87L86 87H85V89H86V91H87V95L85 94V93H83V92H77V93H79V94H76V93H74V95H72V97L70 98V100L69 101H67V100H65V99H63V100H60V101H62V104H55L57 101H58V99L55 101V99H53L54 100V104L51 102V98H53L52 97V95L51 94H49V93H47V89H49V88H51L52 89V87H50V86H52L54 83L55 84H59V85H61L60 83H62V84H67V85H69V83L68 82H71V80H74ZM210 79V78H209ZM44 80H45V83H44ZM37 81V82H36ZM41 81V82H40ZM63 81V82H62ZM66 81V83H64ZM75 81H72V82H75ZM135 81V80H134ZM142 81V80H141ZM207 81H209V82H207ZM231 81V82H230ZM36 82V83H35ZM71 82V83H72ZM245 82V83H244ZM43 83V84H42ZM76 83V82H75ZM261 83V84H260ZM40 84V85H39ZM42 84V85H41ZM46 84V85H45ZM50 84V85H49ZM52 84V85H51ZM55 84H54V86H55ZM94 84V85H93ZM151 84V83H150ZM154 84V83H153ZM237 84V85H236ZM235 85V86H234ZM263 85V86H262ZM42 86V87H41ZM53 86V87H54ZM96 86V87H95ZM210 86H212L213 88L211 89V87ZM46 87H47V89H46ZM61 87V86H60ZM66 87V86H65ZM103 87V86H102ZM102 87H101V90H102ZM152 87V86H151ZM239 86H237L236 88H238ZM32 88H34V89H32ZM44 88V89H43ZM207 88H208V90H207ZM209 88H210V91H209ZM235 88V89H236ZM259 88V89H258ZM41 89H42V91L44 92V95L46 96V97H44V95H43V92L41 91ZM99 89H100V87H99ZM37 90H40V91H37ZM51 91V90H50ZM82 91H84V90H82ZM208 91V92H207ZM242 91V90H241ZM49 92V91H48ZM161 92V91H160ZM159 92V93H160ZM190 92V93H189ZM207 92V93H206ZM97 93H100V94H97ZM23 95L22 97L20 96V95ZM47 94H49V95H47ZM53 94V93H52ZM97 94V96L96 97H98V95H100L99 97H98V102H97V98L95 99L94 98V96ZM162 94V95H163ZM239 95H237V93H236V95L237 96H235V97H238V96H240V92L238 93ZM43 96V98H42V96ZM105 95H106V93H105ZM228 95V94H227ZM93 96V97H92ZM154 96H155V94H154ZM229 96H230V94H229ZM22 98V100H21V98ZM89 97H91V98H89ZM105 97V96H104ZM160 97H161V94H160ZM2 98V97H1ZM45 98V99H44ZM87 98H89V100L90 99H92V101L93 100H96V101H94V102H92V103H94V104H90L89 105V107H88V101H87ZM166 98V99H165ZM242 99V101H241V99ZM238 97V100L240 99V101L242 102V104L241 105H245V101H243L244 99H243V97L241 96V97ZM43 99V100H42ZM114 99V98H113ZM172 99H170V101L172 102ZM1 101L3 100V98L2 99H0ZM44 100H47L46 102L44 101ZM226 100H228V98L227 99H224V101H226ZM50 101V102H49ZM169 101V100H168ZM214 101V100H213ZM224 101H223V103H224ZM77 102V103H76ZM116 103V105H117V107L116 108H119V109H121L122 107H123V105L122 104H118L117 102H116V99L113 101V103ZM51 103V104H50ZM60 103V102H59ZM122 103V102H121ZM172 103H174V101L172 102ZM171 103V104H172ZM262 103V102H261ZM49 104V105H48ZM192 104V105H191ZM225 104V103H224ZM3 105V106H4ZM42 105H44V106H42ZM47 107H46V106ZM85 105H87V106H85ZM49 106V107H48ZM56 107V111H53V110H55V107ZM59 108H58V107ZM79 106V105H78ZM226 106H227V104H226ZM243 107L245 108V106H242V109H243ZM58 108V109H57ZM94 108V107H93ZM178 108H175V110L176 109H178ZM241 108V107H240ZM247 108H249V107H247ZM245 109V110H249V109ZM178 109V110H179ZM62 112H61V111ZM88 110H86V113L88 112V115H87V117L89 118V117H91V115H92V113H94L93 111H88ZM177 110V112H178V115H180L179 117H180V120H182V121H184L185 123H187V118H184L183 117V114H181L179 111ZM180 110V111H181ZM202 110H203V108H202ZM60 111V112H59ZM172 111H174V109H172ZM172 111H170V113L172 112ZM31 112V111H30ZM59 112V113H58ZM176 112V113H177ZM199 113H202V111L200 110V111H198ZM250 112V111H249ZM55 114V115H54ZM173 114V113H172ZM174 114H175V112H174ZM203 114V113H202ZM251 114H253V113H251ZM15 115V116H16ZM51 115H52V117H51ZM198 115V114H197ZM199 115H201V114H199ZM199 115H198V118H199ZM61 116V117H60ZM86 116V115H85ZM115 116V115H114ZM175 116H177V114H175ZM184 118V119H181L182 117ZM187 116V115H186ZM255 116H256V114H255ZM258 116V115H257ZM261 116V115H260ZM60 117V118H59ZM70 117V116H69ZM200 117H202V118H200V119H198L199 121H201V122H203V121H205V119L202 121L201 119H203V117H205V115L203 116H200ZM253 117H254V114H253ZM262 117V116H261ZM197 118V117H196ZM17 119V118H16ZM58 119H56V121L58 120ZM87 119V118H86ZM106 119V118H105ZM105 119L103 118V120L102 121H105ZM172 119V118H171ZM186 119V120H185ZM250 119H251V121L250 120H248L247 122H246V124L244 123L243 125H241L240 127L238 126V125H233V127H235V128H233V129H235V130H233V134H234V138L235 139H238V138H236L235 136H237V137H240V138H242V137H245V138H249V137H246V136H248L249 134H250V132L251 131H253V130H255V128L257 127V121L256 122H254L255 120V118L252 120V118L250 117ZM52 120H55V118H53ZM63 120V121H62ZM82 120V119H81ZM84 120V119H83ZM114 120L115 121H117L115 118H114ZM177 120H178V117H177ZM261 120V119H260ZM58 121H60V120H58ZM68 121H69V119L67 120V121H64L63 122V126H66L65 124H67L68 123ZM85 121V122H84ZM84 121H81L83 124H85L86 122L87 123H89V121H87V120H84ZM92 121V120H91ZM107 121V120H106ZM105 121V122H106ZM172 121V120H171ZM190 121V120H189ZM188 121V122H189ZM48 122V121H47ZM46 122V123H47ZM49 122H50V119H49ZM67 122V123H66ZM163 122V121H162ZM86 123V124H87ZM167 123V122H166ZM184 123V126L186 125V127H189L188 126V123L187 124H185ZM258 123H259V121H258ZM90 124V123H89ZM92 124V123H91ZM94 124V123H93ZM91 125V126H93V127H91L90 125L87 127V126H85L84 125V128H90L91 127V129L92 128H95V129H92L93 131H95L98 127L97 126H95V125ZM182 124H183V122H182ZM199 124H201V126H199L200 127V129H203L204 131H205V127H203L204 126V124L203 123H200L199 122ZM162 125V124H161ZM159 126L160 128H158L160 131H161V129H163V127L164 126ZM163 125H165V124H163ZM206 125V124H205ZM260 125V124H259ZM44 126V127H43ZM46 126H48V125H46ZM57 126V125H56ZM95 126V127H94ZM229 126H231V123L229 124ZM229 126H227V125H225L224 124V127H225V129H227ZM236 126H238L239 128L237 129L236 128ZM58 127V126H57ZM101 127V126H100ZM186 127H184V128H186ZM261 127V126H260ZM259 126L257 127V128H259L258 130H264V128H260ZM263 127H264V125H263ZM64 128V127H63ZM86 128V133H87V131L89 132V130H90V132H93L91 129H87ZM230 128V127H229ZM17 129V128H16ZM44 129V130H43ZM57 129V128H56ZM103 129V128H102ZM157 129V131H158V133L160 132L159 130ZM188 129V128H187ZM104 130V129H103ZM15 131V130H14ZM38 131V130H37ZM62 131H65V132H62ZM100 131H101V129H100ZM100 131H99V135H98V137L100 136ZM113 132L112 133H114L115 132V127L113 128V130H112ZM17 132V131H16ZM55 132V133H54ZM17 133H19V132H17ZM17 133L14 135V136H16L17 135ZM60 133L61 134H63V135H65L66 134V130H63L62 128H60ZM65 133V134H64ZM95 133V132H94ZM93 133V134H94ZM103 133V132H102ZM111 133V134H112ZM156 133V132H155ZM88 134V133H87ZM96 134H98V133H96ZM104 134H105V131H104ZM160 134V133H159ZM214 134L215 133H213V132H211V133H209V134H207V136H206V142L203 144V148H204V150L205 151H210V150H212L211 148H209L208 149V146H207V144H208V142H207V140H209V138H211V137H213L214 136ZM236 134V135H235ZM155 135H157V134H155ZM13 136V137H14ZM39 136V137H40ZM55 136V135H54ZM106 136V135H105ZM109 136H110V140H111V135L109 134ZM109 136H106V138L108 137V139H109ZM157 136H159L160 137V135H157ZM50 137V138H49ZM97 137V138H98ZM136 137H138V136H136ZM260 137V136H259ZM154 138H156V136L154 137ZM153 138V139H154ZM161 138V137H160ZM160 138H159V140H160ZM225 139H223V141H222V149L224 150L227 146V144H228V140H227V138H229L228 136H226V137H224ZM239 138V139H240ZM253 138H255V137H253ZM258 138V137H257ZM263 138V137H262ZM14 139V138H13ZM15 139H17V138H15ZM44 139V138H43ZM98 139H101V138H98ZM102 139H104V138H102ZM140 139V138H139ZM244 139V138H243ZM256 139V138H255ZM259 139V138H258ZM257 139V140H258ZM261 139V138H260ZM259 139V140H260ZM264 139V138H263ZM263 139H261V140H263ZM250 140V139H249ZM260 140V141H261ZM102 141V140H101ZM107 143H108V140H105ZM156 141V140H155ZM253 141V140H252ZM251 141V142H252ZM104 142V141H103ZM104 143V145H106L107 146V148H108V145H107V143ZM142 142H143V138H142ZM159 142V141H158ZM160 142H161V144H163L164 143V141H163V143H162V141L160 140ZM250 142V141H249ZM258 142V141H257ZM257 142H256V144H257ZM101 144H102V142H100ZM144 143V142H143ZM142 143V144H143ZM154 143H156V142H154ZM227 143V144H226ZM238 143V142H237ZM253 143V142H252ZM141 144V143H140ZM141 144V145H142ZM148 144V143H147ZM255 144V143H254ZM254 144H253V146H254ZM103 145V144H102ZM103 145V146H104ZM145 145V144H144ZM149 145V144H148ZM257 145H259V143L257 144ZM256 145V146H257ZM143 146V145H142ZM157 146V145H156ZM162 146H166L165 144H163ZM251 146V145H250ZM261 146V145H260ZM258 147V148H260L261 149V151L263 150V148H261V147ZM105 147V146H104ZM255 147V146H254ZM18 148V147H17ZM16 148V149H17ZM110 148V147H109ZM148 148V147H147ZM150 148V147H149ZM164 148H166V147H164ZM144 149V148H143ZM159 149H161V152L163 153L164 152V149L163 148H161V147H159ZM167 149V148H166ZM207 149V150H206ZM109 150V149H108ZM116 151V150H115ZM144 151V150H143ZM146 151V150H145ZM145 151H144V153H145ZM160 152V153H161ZM255 152H257V151H255ZM18 153V152H17ZM16 153V154H17ZM143 153V154H144ZM148 153V151L145 153V156L144 157H146V160H148V162H149V159H147L148 157L147 156H149V154H147ZM260 153V152H259ZM261 153H263L264 154V151L263 152H261ZM147 154V155H146ZM232 154V155H231ZM20 154L18 153V155L16 156V158H15V160H19L18 162H19V164H20V159L21 158H24V159H22V161L23 160H25L23 163H25V162H27V163H25V164H23V163H21L20 164V169H22V171L23 172H25L27 169H28V171L30 170L31 171V173L32 174H34L35 172H36V169H37V167L35 168V166L37 165H35V162L34 161H32L31 159H29V156H26L27 154H23V155H20ZM56 155V154H55ZM230 155L232 156L231 158H234L235 156H236V152L233 154V152L232 153H230ZM229 155V156H230ZM262 155V154H261ZM58 156V155H57ZM246 156V155H245ZM245 156H243V158H244V160L243 161H241V162H238L235 166H233L232 168H231V170H230V172H229V174H228V177H227V181H228V183H231V182H234L235 180V178L236 177H238V174H241L242 172H244V171H246L249 167H250V163L252 162H249L251 159H249L248 157L249 156H247L246 158H245ZM264 155H262V157H263ZM21 157V158H20ZM27 157V158H26ZM104 157V156H103ZM112 157V156H111ZM117 157V156H116ZM227 158V157H226ZM226 158H224V159H226ZM242 158V159H243ZM26 159H27V161H26ZM29 159V160H28ZM241 158H240V160H242ZM260 161L258 162V161H256V163L258 162V163H260L261 161V164H254L253 162V165H252V163H251V165H252V169L254 170V171H261L262 173H264V158H261L260 159V157L258 158ZM31 160V161H30ZM106 159L104 158V160H102V157H101V159L97 162V166L99 165V162L100 161H105ZM108 160V159H107ZM172 160H173V158H172ZM21 161V162H22ZM155 161V160H154ZM174 161H176V160H174ZM173 161V162H174ZM225 161V160H224ZM229 162H230V160H228ZM227 161V159H226V161L225 162H228ZM254 161V160H253ZM107 162H109V161H107ZM139 162V161H138ZM162 162V161H161ZM161 162L160 161H158V163H160L161 164ZM171 160L170 161H167L166 163L164 162V164H163V162H162V164L164 165V167L166 168V169H169L170 168V164H172L173 163ZM101 163V162H100ZM139 164V163H138ZM152 164V163H151ZM17 165H18V163H17ZM21 165H23V166H21ZM101 165H103V163L101 164ZM155 165V164H154ZM44 166V167H43ZM104 166V165H103ZM41 169H40V168ZM38 168L40 169V170H43L44 171V173H45V171H46V169H48V168H46L47 166L46 165H42V167L41 166H39ZM19 168V167H18ZM25 168V169H24ZM101 168V167H100ZM251 168V167H250ZM249 168V169H250ZM19 169V170H20ZM248 169V170H249ZM25 170V171H24ZM35 170V171H34ZM50 170V169H49ZM48 170V171H49ZM29 171V172H30ZM33 171V172H32ZM28 172V173H29ZM47 172V171H46ZM53 172V171H52ZM26 174H27V172H25ZM43 173V172H42ZM50 173H51V170H50ZM71 173H73V172H71ZM52 174V173H51ZM88 174V173H87ZM243 174V173H242ZM55 175V174H54ZM83 175V174H82ZM89 175V174H88ZM44 176V175H43ZM69 176H71V175H69ZM240 176V175H239ZM88 177V176H87ZM116 177V176H115ZM115 177H112L111 178V180H113V181H111V183H114V184H112L113 186H116V187H118V185H119V187H122V183H123V181H122V183H121V181H119V180H117ZM141 177V176H140ZM256 177V176H255ZM264 177V176H263ZM54 178V177H53ZM68 178H70V180H73V178H71V177H68ZM68 178H67V181H66V178L63 180L64 181V183H66V182H68ZM85 178H86V176H85ZM114 178H115V180H114ZM239 178V177H238ZM253 178V177H252ZM81 179V178H80ZM120 179V178H119ZM237 179V178H236ZM254 180V179H253ZM255 180H256V178H255ZM259 180H260V177H259ZM77 181V180H76ZM75 180L73 181V182H76ZM78 182V181H77ZM117 182H120V183H117ZM63 183V184H64ZM251 183V182H250ZM115 184H117V185H115ZM245 184V183H244ZM60 185H61V182H60ZM231 185V184H230ZM228 186H229V184H228ZM138 187H139V185H138ZM63 188V187H62ZM143 188V187H142ZM127 189V188H126ZM128 189H130V188H128ZM145 189V188H144ZM142 190V189H141ZM145 190H147V189H145ZM145 190H143V195H144V191ZM63 192V193H62ZM146 192V191H145ZM146 193H148L149 194V196H151L150 195V193L152 194V192L150 191V193H149V191L148 192H146ZM145 193V194H146ZM142 194V193H141ZM60 195H66V193L64 192V191H61L60 192ZM153 195V194H152ZM149 196L147 195V196H145L144 195V199L139 203H135L134 201H130L129 203L128 202H126V204L125 205H123L121 208H119L121 205H117V204H114V205H106V202H104V200H103V202H102V199H104L103 197H102V199L100 200L101 202H102V206H103V203H104V207L105 208H109L111 211H113V213H114V211L115 210H113V209H115V205L116 206H118V208L119 209H121V213L119 214V216L121 217V221H123V223H122V226H123V224H126L125 223V220H126V218H124V217H127L128 218V220L129 221H132L131 223H133V221L135 222L136 220H138V222L140 221V225L138 226L139 228H144V227H148V226H151V224L155 221V220H157L158 218H160V217H163V216H165L166 214L164 213L165 212V207H164V204H153L152 202L151 203H148V201H147V199H145V197H147V198H149ZM19 197H21L20 195H19ZM23 197V199H24V197H26V196H22ZM22 197L21 198H19L20 200L22 199ZM152 197V196H151ZM27 198H29V197H27ZM98 198V197H97ZM29 200V199H28ZM58 200V202L56 201L55 202V204H54V207L55 206H59V205H62L61 203H59V202H61V201H59V200H61V197H60V199H57ZM94 202H99V201H97L96 199L94 200V199H92ZM92 200L91 201H89V200H79V202H78V200L76 201L77 203H79V204H77V203H75V202H73V205H76L75 207L74 206H72V208L74 207V208H76V210L75 211H77L78 212V214H82L83 216H84V214H86L85 213V211H89V210H92L91 209V207H93V206H96V205H94V202H92ZM144 200H146V201H144ZM149 200V199H148ZM81 201V202H80ZM87 201V202H86ZM89 201V202H88ZM144 201V202H143ZM83 202V204H81ZM85 202V203H84ZM91 202V203H90ZM134 202V203H133ZM262 202H264V201H262ZM34 204L35 206L38 204V202H36L35 203V201L34 200H32V202L31 201H29V203H26L24 206V210H22L20 213H19V215L18 214H14V216H16L15 218H18L19 217V221H17V219L15 220V218H14V216H12L13 218H14V221L15 222H19V223H16V224H19V226L21 225V222L23 223V221H22V219H24V217H23V215L24 214H27V213H25L26 212V206L27 205H29L31 208L33 207L31 204ZM59 203V204H58ZM69 203V205H70V202H68ZM75 203V204H74ZM87 203H89V205L87 204ZM100 203V202H99ZM81 204V205H80ZM92 204H93V206H92ZM96 204V203H95ZM147 204H149L150 206H148ZM152 204H153V206H152ZM66 205H68V204H66ZM68 205V206H69ZM262 205V207H261V209H262V211H263V213H264V203H262L261 204ZM96 207H98V205L96 206ZM114 207V208H113ZM28 208V207H27ZM43 208V207H42ZM46 208V207H45ZM107 208V209H108ZM50 209H52V208H50ZM93 209H95V208H93ZM98 209H101L100 207H98ZM27 210H29V208L27 209ZM43 210H46V209H44L43 208ZM74 210V209H73ZM88 211H87V213H88ZM93 211V210H92ZM46 212H48V208H47V210H46ZM45 211H44V213H46ZM50 212V211H49ZM95 212H97V210L95 211ZM94 211L92 212V213H90V215H95L96 214V217H97V213H95ZM116 212V211H115ZM21 213H23V215L21 214ZM75 213V212H74ZM88 213V214H89ZM49 214V213H48ZM47 214V215H48ZM88 214H86L87 216L86 217H88ZM115 214V213H114ZM122 214V215H121ZM229 214V220L231 221V222H235L234 221V215L233 214H231V213H228ZM12 215V214H11ZM10 215V216H11ZM45 215V214H44ZM77 215V214H76ZM82 215H81V217H82ZM89 215V216H90ZM113 216H115V215H113ZM118 216V217H119ZM92 217V216H91ZM94 217V216H93ZM119 217V218H120ZM83 218V217H82ZM124 218V219H123ZM10 219V218H9ZM8 219V221H10ZM93 220V219H92ZM8 221H7V228H8V225L10 224V222L8 223ZM88 221H89V219H88ZM127 221V220H126ZM137 222V221H136ZM131 223L129 222V223H127L126 224V226H129V224H130V226L129 227H126L125 228V230H127V228L128 229H130V227L132 226L131 225ZM43 224V223H42ZM120 224V223H119ZM4 225H6V224H4ZM4 225H2L1 224V228H0V230L2 229H4V227H6V226H4ZM123 227H125V225L123 226ZM134 227H136V229H137V226L136 225H134ZM146 227V228H147ZM138 228V229H139ZM6 229V228H5ZM20 229H22V228H20ZM132 229H134V228H132ZM137 229V230H138ZM205 229V228H204ZM2 230L0 231V232H2ZM23 230V229H22ZM124 230V229H123ZM243 230V229H242ZM4 231H6V230H4ZM23 231H25V230H23ZM128 231V230H127ZM126 231V232H127ZM132 231H134L135 233H137L136 232V230H132ZM244 231V230H243ZM128 232H130V231H128ZM4 233V232H3ZM74 233V232H73ZM80 233V231L78 232H76V235L78 236V238H80L81 240H82V238H83V241H81V240H79L81 243H83V245H87V242L85 243V240H86V236H84V235H82L81 233H80V235H82V237H79V234ZM123 233H125V232H123ZM243 233V232H242ZM9 234V233H8ZM8 234H6L5 235V237L8 235ZM85 234V233H84ZM126 235H125V237L127 236V233H125ZM129 234L130 233H128V236H129ZM75 236V235H74ZM127 236V237H128ZM132 235H130L129 236V238L131 237ZM126 237V238H127ZM62 238V237H61ZM60 238V240H59V243H58V241L56 242V243H58V245L61 243V239ZM77 238V239H78ZM85 238V239H84ZM6 240H8V239H5V241ZM4 240H2V241H0V248H1V246H2V249H0V250H2L1 251V253L3 254V259H1V256H0V262H1V264H11V262L8 260V257L10 256V255H12L11 254V252H9V250H7L8 248V245L10 244L11 245V242L10 243H6ZM78 241V242H79ZM4 243V244H3ZM52 243H54V244H50V243H47L46 244V248H47V250H52L53 248H54V245L56 246L57 244L55 243V242H52ZM4 246H3V245ZM6 244H8V245H6ZM14 244V243H13ZM151 244V243H150ZM7 246V247H6ZM13 246V245H12ZM17 246V247H16ZM141 246V247H140ZM142 246H144V244L143 245H138L137 246V248H136V252H135V254H131V257H128V261H127V258H126V260L125 259H123L122 258V260H120V262L121 261H123L122 263H124L125 261H127V263L125 262V264H156V263H158V262H160L161 263V258H162V256H164L165 255V252H166V250H164V248H159L158 249V251L154 248V246H153V244H152V246L151 247H147L146 245V247L144 246V247H142ZM87 247V246H86ZM167 247H173V246H171L170 244H167ZM7 248V249H6ZM19 248V249H18ZM23 249V247L22 246H19V245H15V247H13V250L14 251H18V253L20 252L19 250H22ZM12 250V249H11ZM36 250V249H35ZM84 251H85V253L84 254H86L87 252H89V250L87 251L86 249H83ZM23 251V250H22ZM49 251H47L46 252V254H45V256H43L42 258H44L43 259V261L44 262H46V264H54L55 262H56V258L54 259V257L53 256H51V255H49ZM60 251V250H59ZM61 251H63V252H65L64 250H61ZM61 251H60V253H61ZM83 251V252H84ZM133 252V251H132ZM212 252V251H211ZM0 253V254H1ZM13 253V252H12ZM59 253V252H58ZM210 253V252H209ZM63 254V253H62ZM83 254V255H84ZM90 254V253H89ZM129 254V255H130ZM211 254V253H210ZM41 255V254H40ZM38 256L39 258H38V261H40L39 263L41 264L42 262H41V256ZM69 255H71V256H68L67 258L68 259H70V257H74V254L72 255V254H69ZM133 255V256H132ZM207 256V260H206V263L208 264H210V263H213V262H216L217 261V264H218V261L220 262V263H223V262H221L222 260L220 259V258H218V257H214V256H212V254H211V256L210 255H208L207 254V252L206 251H202V252H195L194 253V255H192V263L191 264H198V262H199V256ZM81 257V256H80ZM79 257V258H80ZM202 258V257H201ZM82 259V258H81ZM33 260V259H32ZM117 260L119 261V258H117L116 260H114V261H116V263L113 261V260H111L110 261V263L111 262H113V263H115V264H117ZM221 260V261H220ZM38 261H35L36 263L38 262ZM82 261V260H81ZM187 259H186V256H184V257H182L181 259H179V260H170V261H168L166 264H188L187 262ZM34 262V263H35ZM201 262V261H200ZM236 263H237V261H235ZM235 262H234V264H235ZM85 262L83 261V264H84ZM100 263H102L103 264V262H100ZM99 263V264H100ZM112 263V264H113ZM119 263V262H118ZM205 262H203V264H206ZM240 263V262H239ZM38 264V263H37ZM82 264V263H81ZM86 264V263H85ZM159 264V263H158ZM163 264V263H162ZM199 264H202V262L201 263H199ZM216 264V263H215Z\"/></svg>",
    "mask_w": 264,
    "mask_h": 264
},
{
    "label": "water",
    "instance_id": "95a60500",
    "mask_svg": "<svg viewBox=\"0 0 264 264\" xmlns=\"http://www.w3.org/2000/svg\"><path fill=\"white\" fill-rule=\"evenodd\" d=\"M237 217L245 234L231 222H224L225 227L235 240L250 248L264 264V219L253 210L247 209L237 210Z\"/></svg>",
    "mask_w": 264,
    "mask_h": 264
}]
</instances>
